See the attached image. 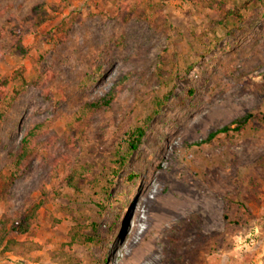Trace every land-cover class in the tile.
Segmentation results:
<instances>
[{
    "label": "rangeland",
    "instance_id": "374dc122",
    "mask_svg": "<svg viewBox=\"0 0 264 264\" xmlns=\"http://www.w3.org/2000/svg\"><path fill=\"white\" fill-rule=\"evenodd\" d=\"M41 1L49 19L32 34L21 21ZM249 1L234 25L210 0H0V75L23 67L30 82L0 129V221L41 203L30 230L9 236L18 244L0 246V264H264V0ZM123 4L143 18L122 21ZM125 76L112 105L76 134L79 107ZM167 94L120 167L127 132ZM36 122L37 154L13 178L9 155ZM74 170L91 179L68 185ZM77 225L101 245L63 248Z\"/></svg>",
    "mask_w": 264,
    "mask_h": 264
},
{
    "label": "trees",
    "instance_id": "16d2710c",
    "mask_svg": "<svg viewBox=\"0 0 264 264\" xmlns=\"http://www.w3.org/2000/svg\"><path fill=\"white\" fill-rule=\"evenodd\" d=\"M253 2L257 0H252ZM261 1V0H258ZM250 1H245L241 6H235L229 8L226 6L225 2L218 0H210V5H216L224 13L225 19H232L234 25H238L239 21H244L246 18V12L249 9ZM48 3L46 1H41L33 5L30 12L22 19L21 26L26 27L29 32L36 34L39 28L48 21L49 12L47 11ZM130 5L123 4L120 8L119 17L122 21L133 18L136 15L138 18H143L144 12L140 8H135L130 10ZM3 29L1 30L0 36H2ZM13 45L16 48L22 50V44L20 43V38L15 39ZM2 52L0 51V57ZM98 73V75H97ZM49 75H52L51 73ZM101 75L99 70H94L84 81L85 84L98 79ZM91 79V80H90ZM128 81V76L121 78L112 89L105 95H95L89 101L83 103L77 112L70 118V123L76 134H83L91 123V116L107 107H110L112 103L118 97L119 92L125 86ZM13 85L10 88V85ZM30 82L25 74V69L23 67L18 68L12 72L11 75L1 76L0 75V97H1V107H0V129L3 125V121L9 112L13 103L27 91ZM39 86L43 89L44 94H48V90L45 88V82L39 83ZM170 94L164 96L163 99H156L154 102L153 111L142 121L138 122L131 130L127 132V138L125 140L126 149L123 152L118 151V164L120 167H125L132 153L139 148L142 140L146 134L148 125L151 120L155 118L161 111L162 106L168 100ZM253 117V114L247 113L242 118L236 121L237 126L235 129H240L248 123V121ZM43 124L41 122H36L27 126L25 129L21 142L19 146L10 153L9 155V166L11 167V175L13 178H18L25 171H27L32 158L37 154V140L40 136ZM231 126H224L218 131L212 133L209 138L215 137L217 132H227L230 131ZM74 138H69V142L72 143ZM66 155H62L58 158L52 159L50 161L52 165V170H56L62 161H65ZM90 180L91 172L90 170H74L71 171L66 176V182L68 185L75 187L76 179ZM130 178H132L130 176ZM77 187V186H76ZM41 203L34 204L29 211L25 214L23 219L20 221L12 222L10 218L4 217L0 221V246H3V250L11 249L12 245L18 244L17 240L9 237L11 233L14 235H22L30 230L33 220L36 218ZM12 223V224H11ZM86 228L84 225H77L70 231V241L63 244V248L70 249L72 245L90 243L92 245H101V237L99 235H88L83 234L82 230ZM175 234L172 232L171 236L168 235L167 243H173L176 238Z\"/></svg>",
    "mask_w": 264,
    "mask_h": 264
},
{
    "label": "bare ground",
    "instance_id": "6f19581e",
    "mask_svg": "<svg viewBox=\"0 0 264 264\" xmlns=\"http://www.w3.org/2000/svg\"><path fill=\"white\" fill-rule=\"evenodd\" d=\"M137 226V225H136ZM135 230H136V227H135Z\"/></svg>",
    "mask_w": 264,
    "mask_h": 264
}]
</instances>
